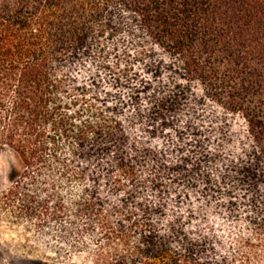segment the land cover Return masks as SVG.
<instances>
[{"label": "trees", "instance_id": "1", "mask_svg": "<svg viewBox=\"0 0 264 264\" xmlns=\"http://www.w3.org/2000/svg\"><path fill=\"white\" fill-rule=\"evenodd\" d=\"M0 146L93 264H264V0H0Z\"/></svg>", "mask_w": 264, "mask_h": 264}, {"label": "rangeland", "instance_id": "2", "mask_svg": "<svg viewBox=\"0 0 264 264\" xmlns=\"http://www.w3.org/2000/svg\"><path fill=\"white\" fill-rule=\"evenodd\" d=\"M21 169L16 153L0 146V264H37L39 260L42 264H93L84 255V239L83 245H78L79 241L73 238L63 240L56 235L54 226L42 231L35 221L19 218L18 209L8 206L5 192L12 185L13 174ZM218 220L215 226L223 233L224 242L229 244L231 232L239 228Z\"/></svg>", "mask_w": 264, "mask_h": 264}]
</instances>
